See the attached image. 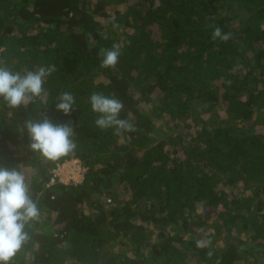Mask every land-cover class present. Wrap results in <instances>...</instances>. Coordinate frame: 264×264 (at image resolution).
Listing matches in <instances>:
<instances>
[{"label": "trees", "instance_id": "obj_1", "mask_svg": "<svg viewBox=\"0 0 264 264\" xmlns=\"http://www.w3.org/2000/svg\"><path fill=\"white\" fill-rule=\"evenodd\" d=\"M0 65L56 69L27 107L0 102V165L40 210L11 264H264V0H0ZM94 92L136 130L98 128ZM29 118L71 120L74 154L31 153ZM75 159L80 183L54 177Z\"/></svg>", "mask_w": 264, "mask_h": 264}, {"label": "clouds", "instance_id": "obj_2", "mask_svg": "<svg viewBox=\"0 0 264 264\" xmlns=\"http://www.w3.org/2000/svg\"><path fill=\"white\" fill-rule=\"evenodd\" d=\"M231 38V32H223L218 26L212 33L214 41L227 42ZM120 56L119 43H114L111 48L101 49L98 53L100 67L114 68ZM55 70V66H40L37 70L21 73L0 65V102L5 108L12 110L27 107L35 98L41 96L46 77ZM75 103L74 95L65 91L56 98L55 108L64 116H70L76 110ZM90 105L91 110L99 114L95 124L101 130L114 128L116 135H120L122 131L136 130L127 119L121 118L124 103L115 96L94 92L90 95ZM23 129L27 134L30 152L39 154L45 161L54 162L74 154L77 147L73 140L75 130L71 120L53 122L49 118H29L24 121ZM39 216V207L30 195L25 175L17 167L0 165V264H11L30 238L26 225H30ZM196 246L203 247L204 243L197 241Z\"/></svg>", "mask_w": 264, "mask_h": 264}, {"label": "rangeland", "instance_id": "obj_3", "mask_svg": "<svg viewBox=\"0 0 264 264\" xmlns=\"http://www.w3.org/2000/svg\"><path fill=\"white\" fill-rule=\"evenodd\" d=\"M55 175L64 184L80 183L83 179L84 168H82L78 161L70 160L60 165L55 170Z\"/></svg>", "mask_w": 264, "mask_h": 264}, {"label": "built area", "instance_id": "obj_4", "mask_svg": "<svg viewBox=\"0 0 264 264\" xmlns=\"http://www.w3.org/2000/svg\"><path fill=\"white\" fill-rule=\"evenodd\" d=\"M54 177H56V175ZM51 181H53V179Z\"/></svg>", "mask_w": 264, "mask_h": 264}]
</instances>
